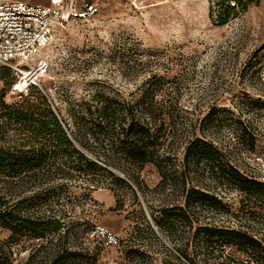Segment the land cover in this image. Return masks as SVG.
Returning a JSON list of instances; mask_svg holds the SVG:
<instances>
[{
	"label": "rangeland",
	"instance_id": "1",
	"mask_svg": "<svg viewBox=\"0 0 264 264\" xmlns=\"http://www.w3.org/2000/svg\"><path fill=\"white\" fill-rule=\"evenodd\" d=\"M93 1L99 5L93 17L57 27L50 44L31 60L36 65L45 59L55 83L46 88L37 80L30 91L45 90L66 115L70 100L104 92L134 101L156 83L157 97L172 100L177 114L175 183L162 181L152 163L127 176L130 180L111 166L121 179L91 167L90 174L102 180L91 182L96 187L81 177L60 185L65 181L61 159L21 175L0 167V212L59 219L61 232L67 229L60 241L57 233L38 237L0 220V239L16 238L10 241L7 264H46L58 244L78 252L61 264H264V256L258 260L252 249L234 245L232 255L223 258L221 250L227 249L212 247L202 232L197 234L199 227L217 226L264 235V161L257 159L264 154V87L257 77L264 57V0L235 5L223 0ZM17 79L11 68L0 71V144H20L30 135L22 124L10 122V110L1 103ZM194 135L213 142L224 162L261 185L246 192L233 187L225 174L203 168L204 161L199 167L193 163L185 188L212 191L223 205L187 209L188 218L165 217L162 208L184 206L183 156L186 140ZM153 215L162 218L163 232ZM97 224L113 230L118 244L95 237ZM179 251L188 257L182 259ZM31 253L35 256L27 263Z\"/></svg>",
	"mask_w": 264,
	"mask_h": 264
},
{
	"label": "trees",
	"instance_id": "2",
	"mask_svg": "<svg viewBox=\"0 0 264 264\" xmlns=\"http://www.w3.org/2000/svg\"><path fill=\"white\" fill-rule=\"evenodd\" d=\"M223 1H232L233 5L241 2ZM226 7L232 8L229 4ZM225 21V18L221 19V22ZM155 85L156 83L150 82L141 96L134 101L104 92H95L89 98L70 100L66 115L54 105L53 98L48 92L45 93V90L30 91L28 86L26 92L8 104L1 98V103L12 115L10 122L22 124L30 131V135L27 136V141L20 144H0V167L8 173L21 175L27 170L49 165V162L56 164L58 159H61L60 163L64 165V168L61 167V176L65 181L60 185L68 186L78 177L90 183L102 182L94 173L90 174V171L94 172L91 167L101 168L111 176L120 178L110 169L111 166L123 172L130 180L146 163H152L160 173L162 181L175 183L172 173L176 169L172 161L176 155L173 145L177 114L172 107V100L164 103L163 98L157 97L158 89ZM2 127L0 125V130ZM185 143L184 168L181 172L183 187L186 189L184 206L162 208L165 217L188 218L187 209L192 211V208L204 204L214 208L223 205L220 197L212 191L202 190L195 185L185 188L189 168L193 163L199 167L204 161L203 168H207L211 173L225 174L233 187L246 192L261 185L255 178L224 162L213 142L194 135ZM99 161L105 163V166L99 164ZM37 174L34 172L32 175L38 178ZM0 220L4 226H11L14 231L28 230L38 237L53 232L57 233L61 241L67 233V229L64 230L65 234L61 232L63 224L59 219L0 212ZM153 220L163 232L162 218L153 215ZM200 232L206 241L211 242L212 247L231 244L244 251L252 249L253 257L258 260L264 256V246L260 240L245 231L202 226L197 229V234ZM14 240L16 238L13 235L7 240L0 239V264H7L11 260L10 241L12 243ZM179 252L181 255H187ZM77 255L76 250H68L58 244L46 264H61L68 257ZM34 256V253H31L27 263Z\"/></svg>",
	"mask_w": 264,
	"mask_h": 264
},
{
	"label": "built area",
	"instance_id": "3",
	"mask_svg": "<svg viewBox=\"0 0 264 264\" xmlns=\"http://www.w3.org/2000/svg\"><path fill=\"white\" fill-rule=\"evenodd\" d=\"M98 10L99 5L93 0H50L46 6L19 0H0V71L4 67L11 68L18 76L20 69L35 70L42 61L46 66L45 59H37V67L30 62L50 44L54 30L57 27L65 28L73 20L90 19ZM257 77L264 87V57L258 64ZM6 96L3 100L8 104ZM257 159L264 161V154ZM92 232L106 243L119 242L117 234L105 225L97 224ZM252 236L264 246V235L260 238ZM232 246L225 244L216 248L227 249L221 250L222 257L226 258L232 255ZM178 255L184 259L180 253Z\"/></svg>",
	"mask_w": 264,
	"mask_h": 264
},
{
	"label": "bare ground",
	"instance_id": "4",
	"mask_svg": "<svg viewBox=\"0 0 264 264\" xmlns=\"http://www.w3.org/2000/svg\"><path fill=\"white\" fill-rule=\"evenodd\" d=\"M37 66L38 65H36L35 67ZM44 66V61H42L38 68H36L35 70L32 69L28 71V69H20L18 79L13 84L11 89H9V91L7 92L6 102L12 103L13 101H15L21 93L26 92L30 84L36 83L37 80L41 81L40 83L44 87L51 88L55 83V79L46 72Z\"/></svg>",
	"mask_w": 264,
	"mask_h": 264
},
{
	"label": "crops",
	"instance_id": "5",
	"mask_svg": "<svg viewBox=\"0 0 264 264\" xmlns=\"http://www.w3.org/2000/svg\"><path fill=\"white\" fill-rule=\"evenodd\" d=\"M19 1H24V2H29V3H33V4L44 5V6L50 4V0H19ZM115 221L119 226L124 225V222L122 220L115 219Z\"/></svg>",
	"mask_w": 264,
	"mask_h": 264
}]
</instances>
